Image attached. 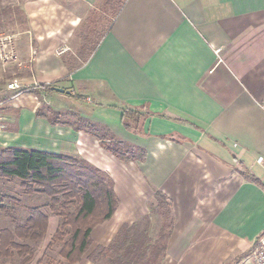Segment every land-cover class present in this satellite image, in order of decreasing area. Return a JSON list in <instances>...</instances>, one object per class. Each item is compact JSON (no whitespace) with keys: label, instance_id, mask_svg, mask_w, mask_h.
Wrapping results in <instances>:
<instances>
[{"label":"crops","instance_id":"1","mask_svg":"<svg viewBox=\"0 0 264 264\" xmlns=\"http://www.w3.org/2000/svg\"><path fill=\"white\" fill-rule=\"evenodd\" d=\"M22 10L26 28L0 40V53H13L0 62V96L12 92L6 75L68 94L6 100L0 148L78 156L110 175L119 204L92 229L91 248L147 216L159 191L173 217L163 264H227L248 250L264 231V189L242 176L264 182V0H26ZM43 104L106 127L145 158L121 162L86 132L37 115ZM114 106L153 116L130 132ZM88 252L76 264H92Z\"/></svg>","mask_w":264,"mask_h":264},{"label":"trees","instance_id":"2","mask_svg":"<svg viewBox=\"0 0 264 264\" xmlns=\"http://www.w3.org/2000/svg\"><path fill=\"white\" fill-rule=\"evenodd\" d=\"M53 87L41 85L30 88L28 93L39 96L41 92H53ZM118 108L122 124L130 132L136 133L143 119L153 116L144 111V106ZM42 110L36 114L52 125L67 124L86 132L121 162L145 158L141 148L117 139L106 127L78 116L68 121L65 113L44 104ZM242 176L264 189V182L249 170L242 169ZM0 181L6 182L0 185V215L9 222L0 229V264H76L91 246L92 229L110 219L119 204L110 175L78 156L0 148ZM14 182H18L19 190L12 191L8 185ZM154 195L160 208H164L155 213L168 218L164 224L167 231L160 229L158 235H150V216L122 225L107 246L99 245L88 252L87 259L92 264H161L173 217L166 196L159 191ZM33 199L37 202L33 203ZM47 211L57 217L58 224L42 255L35 259L47 233ZM54 247L59 257L56 262L50 254Z\"/></svg>","mask_w":264,"mask_h":264},{"label":"rangeland","instance_id":"3","mask_svg":"<svg viewBox=\"0 0 264 264\" xmlns=\"http://www.w3.org/2000/svg\"><path fill=\"white\" fill-rule=\"evenodd\" d=\"M26 0H0V40L2 37H6L7 35H12L13 33H17L22 31L24 28H26V18H25V14L22 12V4L25 2ZM4 10V11H3ZM92 28L94 29L93 25ZM97 36H95L94 34H92V36H94L95 38H99V33H101L102 27L101 26H97ZM81 43L80 46V50L82 49V47H84V43L82 44L81 40H77L76 42H73L74 44V49L76 51L77 47L79 48V45ZM13 53H0V62L5 63L11 60ZM8 74V73H7ZM7 82L5 83L6 85L13 79H16L14 76H10V75H6V77L4 78ZM22 85V84H21ZM23 88H27L24 87L22 85ZM15 92L12 91L11 95L10 94H3L0 96V117L3 118V110H5V105L8 103V101H18L20 98H22L23 95H25L26 93H20L19 95H15ZM8 100V101H6ZM6 101V103H4ZM5 114V113H4ZM6 115H8V112H6ZM7 117V116H5ZM0 118V147L1 146H7L8 145V138H1L2 132L9 129L11 123L9 122V118L7 119H1ZM69 121H73L72 119H67ZM12 125L13 122H12ZM6 182L4 181H0V185L4 184ZM12 191L15 190H19L18 187V182H14L9 183L8 184ZM155 194V193H154ZM167 198V197H166ZM37 202V199H33V203ZM148 209H149V213L147 214V216H150V227H149V231H150V235L152 236H156L158 235V231L160 229H162L164 232L167 231L166 228H164V224H166L167 219L164 217V214H156V210L159 211H164V208H160V206L158 205V200H156L155 195L153 196V200L151 202H149L148 204ZM49 218L48 220H50L49 222V228H48V233H46L45 238L41 241L40 245H39V249L37 251V256L35 257V259L39 258L42 255V252L45 250L47 244L50 242L51 240V235H52V230H54L56 228V225L58 224V219L57 217H55L50 211H47ZM57 223V224H56ZM9 224L8 220L6 218H4L3 216L0 215V229L7 226ZM168 241V240H167ZM111 242V241H110ZM109 242V243H110ZM108 245V244H107ZM107 245H102V246H107ZM99 246V245H97ZM97 246H93V248H89L88 251H92L95 247ZM57 248L54 247L53 250L50 252L51 256L54 259V262H56L57 260H59V257L56 253ZM87 253V252H86ZM166 254V252H165ZM165 258V257H164ZM236 257L232 258L231 260L228 261L227 264H231L234 259ZM164 259L162 260L161 264H163ZM5 264H10V263H5ZM11 264H15V262H12ZM100 264H102V262H100Z\"/></svg>","mask_w":264,"mask_h":264},{"label":"built area","instance_id":"4","mask_svg":"<svg viewBox=\"0 0 264 264\" xmlns=\"http://www.w3.org/2000/svg\"><path fill=\"white\" fill-rule=\"evenodd\" d=\"M6 88L14 91L15 95L26 93L28 91L27 88L22 87L17 79L11 80L6 85ZM257 162L262 163L263 158L258 157ZM231 264H264V231L255 238L250 248L236 256Z\"/></svg>","mask_w":264,"mask_h":264},{"label":"water","instance_id":"5","mask_svg":"<svg viewBox=\"0 0 264 264\" xmlns=\"http://www.w3.org/2000/svg\"><path fill=\"white\" fill-rule=\"evenodd\" d=\"M53 90L58 92V93H66V94H68V91H65L64 89L59 88V87H53Z\"/></svg>","mask_w":264,"mask_h":264}]
</instances>
